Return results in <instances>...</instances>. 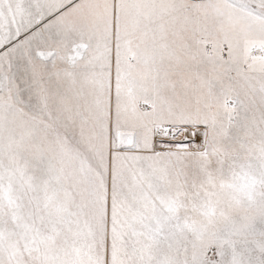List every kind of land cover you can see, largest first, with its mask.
<instances>
[{
  "label": "snow or ice",
  "instance_id": "obj_1",
  "mask_svg": "<svg viewBox=\"0 0 264 264\" xmlns=\"http://www.w3.org/2000/svg\"><path fill=\"white\" fill-rule=\"evenodd\" d=\"M0 264H264V0H0Z\"/></svg>",
  "mask_w": 264,
  "mask_h": 264
}]
</instances>
